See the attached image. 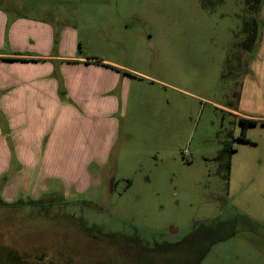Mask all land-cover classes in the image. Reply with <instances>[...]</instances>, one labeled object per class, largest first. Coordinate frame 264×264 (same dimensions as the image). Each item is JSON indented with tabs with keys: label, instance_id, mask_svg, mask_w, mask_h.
Here are the masks:
<instances>
[{
	"label": "rangeland",
	"instance_id": "374dc122",
	"mask_svg": "<svg viewBox=\"0 0 264 264\" xmlns=\"http://www.w3.org/2000/svg\"><path fill=\"white\" fill-rule=\"evenodd\" d=\"M246 2L0 0V51L52 57L36 70L76 109L40 129L42 84L6 96L1 76L0 264H264V0L257 15ZM16 19L26 42L12 46ZM240 117L259 122L249 141ZM92 137L104 160L82 156ZM107 230L123 244L97 240Z\"/></svg>",
	"mask_w": 264,
	"mask_h": 264
},
{
	"label": "crops",
	"instance_id": "0c3cea01",
	"mask_svg": "<svg viewBox=\"0 0 264 264\" xmlns=\"http://www.w3.org/2000/svg\"><path fill=\"white\" fill-rule=\"evenodd\" d=\"M1 14V13H0ZM2 15V16H1ZM0 15V47L4 45L3 43V25L2 22L4 20V15ZM28 27L27 24H22L21 20H15L13 25L10 26L9 30V43L14 46L16 40L19 42H26V28ZM47 59H53L52 57L44 56V55H26L23 52L21 54H17L12 51H0V79L2 80L1 76L4 77L5 82L2 86L5 88L9 87L11 89V93L9 95H14L13 92L19 91L22 87H20V84L23 82V88L25 89L24 93L22 95H26L29 93V91H32V82H40L41 87L40 89L34 88L38 98L43 95L44 98L37 99V105L36 108L34 107L32 113L34 118L39 119V124L35 123V126L45 127L47 128V120L46 117L49 118V121L54 120L58 117L62 118L65 116L68 120L70 118L74 119V112L76 109L74 108V104L72 99L75 100L74 96H68V94L59 91V86L54 82V78L52 77V68L49 69L46 73H39V68H43V63H45V60ZM57 60V58L55 59ZM66 60L68 62H78V64H75L76 66L83 64V66H79L82 73H89L94 74L93 77L96 76H109V77H115L119 72H117L115 69L112 70L109 68H106L105 66H102L100 63L99 65H93L96 62L93 61V59L86 58V57H76V56H70L66 57ZM93 67V68H91ZM102 67V68H101ZM10 84V85H9ZM2 87V88H4ZM37 91V92H36ZM49 93V94H47ZM75 94V92H73ZM82 108V106H81ZM84 110V108H83ZM38 114H37V113ZM40 114V115H39ZM244 118V117H240ZM63 119V118H62ZM248 119V118H247ZM41 129V128H40ZM89 134L92 133V131H87ZM101 142H97L95 137H92L90 140L86 141L87 149L84 151V154L82 156H88L89 159H97L102 158L103 160L106 157L105 153H107V149L105 150L104 147L100 146ZM36 143L35 145H37ZM19 148L15 156L17 155V158H20L21 160L27 157H31L30 155V146L29 147H22L15 143V148ZM29 153V155H27ZM86 154V155H85ZM95 161V160H93ZM94 163V162H93ZM91 176V175H90Z\"/></svg>",
	"mask_w": 264,
	"mask_h": 264
},
{
	"label": "trees",
	"instance_id": "16d2710c",
	"mask_svg": "<svg viewBox=\"0 0 264 264\" xmlns=\"http://www.w3.org/2000/svg\"><path fill=\"white\" fill-rule=\"evenodd\" d=\"M246 4L248 7L247 9L249 10V13H253V14L257 15V14H259L261 4H262V0H247ZM242 31L246 37L245 40L242 42V46H243L244 50L251 51L256 46V43L258 41V36H259V21H258V19L256 17L255 18H251V17L247 18L243 22ZM239 122L242 126V129H241V134L237 137V139L240 141H249V139L247 138V135H246V131H247L248 127L257 125L259 122L255 119H246V118H240ZM261 123L264 124V122H261ZM232 152H233V149H231L230 152L228 151V149H225V153L228 154V161L226 163L228 173H229L230 166H231ZM0 205L5 206L7 204L0 202ZM95 227L98 228L97 226H95ZM98 236H99V238H97V240H100L106 244H107V242H110L111 244H114V245L123 244V239L125 237L121 233H114V232H111L108 230H107V232H98ZM129 241H130V244H132L131 241H134V239L131 238V239H129ZM133 243H135L136 245H139L141 247V241L140 240H139V242H137V240H136ZM131 247L132 246H130L129 249H132Z\"/></svg>",
	"mask_w": 264,
	"mask_h": 264
},
{
	"label": "flooded vegetation",
	"instance_id": "af4514ba",
	"mask_svg": "<svg viewBox=\"0 0 264 264\" xmlns=\"http://www.w3.org/2000/svg\"><path fill=\"white\" fill-rule=\"evenodd\" d=\"M228 151L230 152V150L228 149ZM226 169H227V167H226Z\"/></svg>",
	"mask_w": 264,
	"mask_h": 264
}]
</instances>
